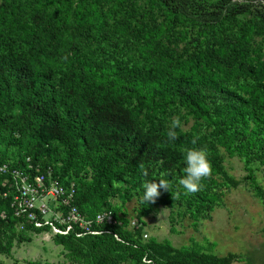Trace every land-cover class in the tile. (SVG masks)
<instances>
[{
	"label": "trees",
	"instance_id": "obj_1",
	"mask_svg": "<svg viewBox=\"0 0 264 264\" xmlns=\"http://www.w3.org/2000/svg\"><path fill=\"white\" fill-rule=\"evenodd\" d=\"M171 115L193 121L174 140ZM0 143L10 170H26L27 159L50 169L74 184L84 216L110 211L121 223L51 236L73 264H232L231 253L144 240L141 216L130 228L111 201L135 197L149 213L168 189L146 203L142 185L164 179L169 204L207 217L221 197L202 189L215 178L239 184L223 154L264 171V0H0ZM188 148H203L210 163L193 193L178 185ZM5 180L0 264L14 243L49 233L14 215Z\"/></svg>",
	"mask_w": 264,
	"mask_h": 264
},
{
	"label": "rangeland",
	"instance_id": "obj_2",
	"mask_svg": "<svg viewBox=\"0 0 264 264\" xmlns=\"http://www.w3.org/2000/svg\"><path fill=\"white\" fill-rule=\"evenodd\" d=\"M176 117L171 115L169 120ZM192 124L189 118L181 121L180 128L189 130ZM3 147L0 143V149ZM8 148L11 152L16 150V146ZM222 157V165L227 174L238 180L239 184L233 188L215 178V185L202 189L221 197L219 204L212 208L207 217H204L203 211L192 217L182 206L175 205L176 202L169 204V190L152 204L149 213L140 209L135 197L124 201L116 198L111 202L117 209V217L136 223V216L140 215L146 241L153 239L156 242H167L176 248L199 249L218 257L231 253L235 256L232 264H264L262 201L258 189L254 187L256 184L264 194V171L254 164L245 163L240 156L229 157L223 154ZM50 238L44 234L33 237L29 243H14L10 255L2 260L6 264H73L62 247Z\"/></svg>",
	"mask_w": 264,
	"mask_h": 264
},
{
	"label": "built area",
	"instance_id": "obj_3",
	"mask_svg": "<svg viewBox=\"0 0 264 264\" xmlns=\"http://www.w3.org/2000/svg\"><path fill=\"white\" fill-rule=\"evenodd\" d=\"M26 162V170H10L0 160V174H9L11 178V182L4 181L2 187L7 190L2 195L5 198L11 194V207L16 217L25 218L35 228H49V233L44 234L50 237L97 236L108 232L100 227L121 225L115 221L110 211L98 213L91 218L84 216L75 206L76 192L73 183L61 185L51 177L50 169L40 170L30 165L29 159ZM135 226V222L130 223V228ZM114 237L120 241L116 235ZM143 238H146L145 234Z\"/></svg>",
	"mask_w": 264,
	"mask_h": 264
},
{
	"label": "clouds",
	"instance_id": "obj_4",
	"mask_svg": "<svg viewBox=\"0 0 264 264\" xmlns=\"http://www.w3.org/2000/svg\"><path fill=\"white\" fill-rule=\"evenodd\" d=\"M181 125V120L176 117L171 120L167 136L170 139H175L177 132L175 131ZM194 143V142H193ZM183 175L178 180V185L181 186L187 193H193L199 190L202 186V179L210 175V163L206 151L203 148H188L183 155ZM146 175V173H145ZM144 191L141 197L143 202L154 201L159 195L158 188L169 190V184L164 179L159 180V184L154 181H146L142 185Z\"/></svg>",
	"mask_w": 264,
	"mask_h": 264
}]
</instances>
